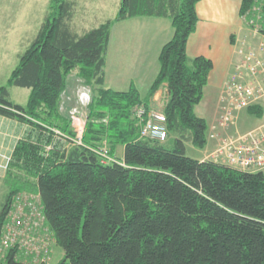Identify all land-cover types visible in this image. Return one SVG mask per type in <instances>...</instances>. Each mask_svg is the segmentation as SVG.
Returning a JSON list of instances; mask_svg holds the SVG:
<instances>
[{"label": "trees", "instance_id": "16d2710c", "mask_svg": "<svg viewBox=\"0 0 264 264\" xmlns=\"http://www.w3.org/2000/svg\"><path fill=\"white\" fill-rule=\"evenodd\" d=\"M199 1L121 0L114 19L78 33L70 25L74 2L52 0L37 35L0 87V115L39 131L37 140L28 135L14 148L11 167L33 181L14 177L0 229L14 195L34 187L64 250L57 264H264V171L239 170L186 152L188 142L203 148L208 141V123L196 106L214 64L203 55L190 58L186 49L199 20ZM241 3L248 24L260 2ZM260 7L264 13V0ZM135 16L166 17L174 27L145 97L135 86L116 91L104 85L112 25ZM258 25L264 35V16ZM76 68L95 86L82 143L44 156V146L55 141L53 128L71 139L77 135L60 112ZM164 83L168 97L162 111L168 135H174L171 147L143 137L134 112L138 105L149 108ZM12 85L30 89L26 105L10 99ZM249 111L262 114L258 107ZM104 142L111 155L124 146L123 162L102 161L98 151ZM15 251L0 264H24Z\"/></svg>", "mask_w": 264, "mask_h": 264}, {"label": "rangeland", "instance_id": "374dc122", "mask_svg": "<svg viewBox=\"0 0 264 264\" xmlns=\"http://www.w3.org/2000/svg\"><path fill=\"white\" fill-rule=\"evenodd\" d=\"M51 2L52 0H0V87L7 84L12 71L19 63L21 54L27 49L37 35L41 23L49 12ZM120 2L121 0H77L75 3V13L70 25L76 32L83 33L87 29L105 22L107 19H114L118 13ZM259 2V6L255 9V11L257 10L255 18L260 17V20H262L264 16L260 7L262 0H259ZM248 27V37L251 38L250 40L245 39L243 41L247 40L248 43H251L253 48H255L263 36L259 33H255V29L250 25H248ZM254 33L255 36L253 35ZM243 41L237 44L236 53L239 50L238 48L241 46H243V48H245V46H247V48L251 47ZM237 55L239 56V59H241L242 55L239 53H237ZM231 72L230 76L235 72L234 67ZM78 74V68L69 74L67 88L62 94L60 102L61 114L69 120L71 128L73 131L78 132V135L71 139L70 136L68 137L65 134V132L63 133L59 129L53 128L56 133L54 137L55 141L47 145L44 143L45 146L42 152L44 156H48L49 153L56 148L63 150L74 146V144L82 143V136L85 131L86 120L89 114V105L92 102L93 95L95 94V86L89 85ZM224 86L225 84L219 94L217 115L214 121L219 118V114L221 113L220 98L222 99L223 97ZM9 91L10 99L13 102L21 105L27 104L30 94L29 88L12 85L9 87ZM213 94L214 90L212 87H208L206 97L210 99ZM80 96L82 97L81 100ZM84 98L86 100H84ZM209 99L206 98L201 106H196L199 116L207 115L203 112V107L207 104ZM138 106H136L135 109ZM162 107L163 101H158L156 104H150L149 108L162 110ZM260 110L262 111L260 116L250 112L249 108L248 110L247 108L241 111L238 110L235 113L234 123L226 128H223L224 130H220V134H218L225 139L227 135H244L249 133L251 130L257 129L264 123V107H260ZM208 120L211 121L210 118H208ZM211 126L207 132L208 142L205 147L200 148L190 142L187 143L186 152L188 156L194 158L204 157V159H212L211 155L216 152L222 144V140L219 138L211 139L208 137L209 134L214 131ZM38 134L39 131L35 130L33 127L25 124L22 125L17 120L0 115V213L12 188L11 185L16 181L14 178L15 176H18L19 178L21 176V179L30 180L31 182L33 181V178L25 171H20L17 168L11 167L10 163L12 161L14 148L18 141L28 135H31L34 140H37L36 136ZM173 137L174 135H168V139L162 142L165 143L166 146L171 147ZM120 146L124 147L123 145H118L117 148ZM101 149H104L103 153L107 154L109 158L111 157L114 158L115 161H118L116 150L115 154L111 155L106 142H104ZM121 162H123V160ZM10 170L11 173H9ZM23 192L29 194L30 196H34L37 193V190H35L34 187L24 188L19 190L14 195L13 199L17 194ZM9 210L10 207L7 211L9 212ZM8 212L6 213L0 229V247L2 248L5 247V244L3 243V239L7 231V226L5 227V225L10 219ZM33 215L38 222L35 230L32 231V240H30V242L23 249H19L17 246H14L16 247V250L18 249V260L24 264H57L63 258L64 250L57 243L52 230L43 216L42 209L40 207L33 208ZM10 249L6 250L5 248L1 251V261L5 262L4 259Z\"/></svg>", "mask_w": 264, "mask_h": 264}, {"label": "crops", "instance_id": "0c3cea01", "mask_svg": "<svg viewBox=\"0 0 264 264\" xmlns=\"http://www.w3.org/2000/svg\"><path fill=\"white\" fill-rule=\"evenodd\" d=\"M71 1L75 5L77 0ZM241 2L242 0H200L196 4L199 20L188 39L186 49L190 58L203 55L210 58L214 64L203 99L197 106H201L206 98L209 99L206 93L208 87H212L214 94L203 107V112L207 115L201 116L207 121L208 129L217 115L218 98L223 83L239 61L236 46L251 38L248 37L249 27L240 14ZM173 34L172 22L166 17L135 16L116 21L112 25L106 55L105 87L127 91L135 86L141 96L145 97L160 70L161 48ZM167 97V84L164 83L152 97L150 104H156L158 101L164 103ZM197 107L196 113L199 115ZM116 153L117 160L122 161L124 147H118ZM198 159L203 160L204 157Z\"/></svg>", "mask_w": 264, "mask_h": 264}, {"label": "built area", "instance_id": "2783aa9c", "mask_svg": "<svg viewBox=\"0 0 264 264\" xmlns=\"http://www.w3.org/2000/svg\"><path fill=\"white\" fill-rule=\"evenodd\" d=\"M259 20L260 17L250 19L248 25H253L254 32L263 37L255 48L247 40L243 42L251 47L245 46V49L241 46L238 48L237 53L241 54L242 57L234 65V74L224 82L223 97L220 98L221 113L211 126L214 131L208 136L211 139L219 138L222 140V144L211 155V160L246 171H264V123L247 134L227 135L225 139L219 135V131L234 123L235 113L238 110L264 107V35L259 29ZM134 112L142 124L141 135L143 137L161 142L168 138L167 116L163 111L140 105ZM76 133L78 135V132ZM103 152L104 149H100L98 153L104 163L115 161L114 158H109ZM35 207L42 209L46 220L39 192L34 196L25 192L15 196L8 212L10 219L5 225V227L7 226L3 239L5 247H0V253L5 248L6 250L16 249L14 246L23 249L32 240V231L35 230L38 222L33 215V208Z\"/></svg>", "mask_w": 264, "mask_h": 264}, {"label": "bare ground", "instance_id": "6f19581e", "mask_svg": "<svg viewBox=\"0 0 264 264\" xmlns=\"http://www.w3.org/2000/svg\"><path fill=\"white\" fill-rule=\"evenodd\" d=\"M42 213H43V212H42ZM6 221H7V220H6ZM14 249H15V248H11V249L9 250V252L12 251V250H14ZM17 251H18V249H17ZM17 251H15V252H17ZM9 252H8V253H9ZM45 252H46V251H45ZM45 252H44V253H45ZM20 253H21V252H20ZM40 253H41V252H40ZM44 253H43V254H44ZM33 254H34V253H33ZM43 254H42V255H43ZM33 256H34V255H33ZM0 260H1V259H0ZM38 262H39V261H38ZM41 263H42V262H41ZM35 264H36V263H35Z\"/></svg>", "mask_w": 264, "mask_h": 264}]
</instances>
